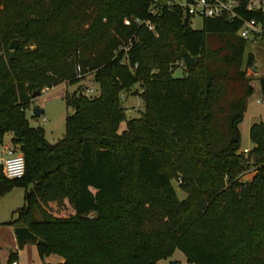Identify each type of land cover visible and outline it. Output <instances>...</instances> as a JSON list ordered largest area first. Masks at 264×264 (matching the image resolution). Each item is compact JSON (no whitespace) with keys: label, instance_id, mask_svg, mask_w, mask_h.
I'll return each instance as SVG.
<instances>
[{"label":"trees","instance_id":"obj_1","mask_svg":"<svg viewBox=\"0 0 264 264\" xmlns=\"http://www.w3.org/2000/svg\"><path fill=\"white\" fill-rule=\"evenodd\" d=\"M247 1L239 13L264 19ZM152 2L0 0V143L10 131L24 157L20 177L0 167V195L25 189L9 223L43 240L41 257L64 258L41 264H159L175 248L195 264H264V121L250 125L252 146L239 151L253 92L240 21L203 17L193 28L181 6L157 0L153 13ZM182 46L196 56L190 68L179 64ZM87 71L98 91L65 94L73 110L49 141L26 115L33 92ZM134 84L144 111L118 131L121 92ZM258 84L264 101V74ZM65 205L72 212L52 211Z\"/></svg>","mask_w":264,"mask_h":264},{"label":"rangeland","instance_id":"obj_2","mask_svg":"<svg viewBox=\"0 0 264 264\" xmlns=\"http://www.w3.org/2000/svg\"><path fill=\"white\" fill-rule=\"evenodd\" d=\"M156 11V10H155ZM203 17L200 15H192L189 18V23L193 28L202 27ZM10 50V49H9ZM252 52L253 63L246 67V74L249 76L250 83L256 84V90L254 94L249 97L246 111L243 118L239 123L240 130V148L239 151L246 153V150L252 146V142L249 137V127L253 122L264 121V101L259 91L258 77L264 74V37H258L255 40H247L244 45V52L242 63L246 65L247 54ZM183 65L182 60L179 62ZM182 74L180 67L175 68L173 75L178 76ZM93 72H85L82 79L75 83H66L62 81L56 85L50 87H44L38 94L33 95L29 106L26 108V115L32 125H41L44 128L46 139L51 142L57 141L65 132V115L72 112L71 105L65 103L64 96L66 93L73 91L86 93L85 87H97V84L92 80ZM141 88L139 84H134L128 90L122 91V104L125 108L126 118L119 124L118 131H121L126 127V119L141 115L144 111V103L137 91ZM258 98V100H256ZM38 105L43 108V112L40 115H34L32 113V106ZM11 132L7 131L3 136V143H11ZM16 151L17 147L15 146ZM252 167L251 165L249 166ZM251 176V172H247L241 178L248 179ZM172 183L175 187L176 194L179 198H182L186 193L180 189L177 182L172 179ZM23 188L14 187L11 191L4 195H0V219L11 218V210L19 207L23 204ZM52 211L59 212L61 214H67L72 212L69 205L61 207L59 211H56L52 206ZM1 237V235H0ZM1 243V241H0ZM49 255V254H47ZM46 260V255L43 257ZM42 260L39 255H30L23 263H40ZM159 264H195L188 261L185 254L178 248H175L173 252L166 258L159 259Z\"/></svg>","mask_w":264,"mask_h":264},{"label":"built area","instance_id":"obj_3","mask_svg":"<svg viewBox=\"0 0 264 264\" xmlns=\"http://www.w3.org/2000/svg\"><path fill=\"white\" fill-rule=\"evenodd\" d=\"M166 4H177L183 9V17L187 14L200 15L202 17H216L224 16L227 19L238 18L240 23L237 28V34L246 40H255L258 37H264V19H257L255 17H243L237 7L239 0H166ZM247 9L258 10L264 17V0H248L245 6ZM157 10V0H154L150 5L149 11L155 12ZM125 24H130L129 18H124ZM138 24L145 23L149 29H154V24L150 19L134 18ZM128 49L129 46H123ZM87 95L95 94L97 87H85ZM0 167L6 177L14 178L20 177L24 173V157L20 151L14 150V147L7 143H0ZM11 264H18L14 259Z\"/></svg>","mask_w":264,"mask_h":264},{"label":"crops","instance_id":"obj_4","mask_svg":"<svg viewBox=\"0 0 264 264\" xmlns=\"http://www.w3.org/2000/svg\"><path fill=\"white\" fill-rule=\"evenodd\" d=\"M252 86H253V92L251 93V95L254 94L256 90V84H252ZM249 97L247 98V103H248ZM256 100H258V98H256ZM24 192H25V189L23 188V195H22L23 202H24ZM13 210H11V218L0 219V235H1L0 237V241H1L0 243V264H5L8 260L9 254L11 253L15 254V260L18 262V264H41L43 262H48V263L62 262L64 258L60 254H57V253H50L49 255H46V260L43 259L45 255L43 257L39 255L38 250H37V243L35 242H24L21 246L17 244L16 235L14 233V226L19 225V224L9 223V220H12L15 216L13 213ZM30 255H34V256L39 255L42 261L40 263H23L25 262V260H27V258H29Z\"/></svg>","mask_w":264,"mask_h":264},{"label":"water","instance_id":"obj_5","mask_svg":"<svg viewBox=\"0 0 264 264\" xmlns=\"http://www.w3.org/2000/svg\"><path fill=\"white\" fill-rule=\"evenodd\" d=\"M18 46V39L13 38L9 42V49H10V55L11 57L14 56L15 49ZM181 54H182V62L186 68H190L196 59L195 55H191L188 50L182 46L181 48ZM39 91H34L33 95L38 94ZM43 112V108L39 107L38 105L32 106V113L34 115H40ZM14 233L16 235V242L19 246H21L24 242H35V243H42L43 240L39 237H37L26 225H16L14 226Z\"/></svg>","mask_w":264,"mask_h":264}]
</instances>
